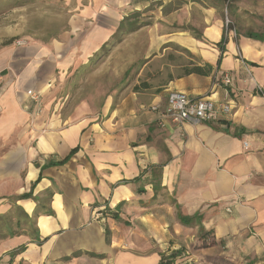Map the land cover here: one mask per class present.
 <instances>
[{
	"label": "crops",
	"instance_id": "crops-1",
	"mask_svg": "<svg viewBox=\"0 0 264 264\" xmlns=\"http://www.w3.org/2000/svg\"><path fill=\"white\" fill-rule=\"evenodd\" d=\"M65 3L49 43L0 48L1 170L20 185L0 188V264H264V39L249 36L264 34V0ZM226 5L236 35H225ZM124 22L143 24L107 55L127 63L125 77L134 67L133 82L98 107L44 97L36 114L27 91L102 58ZM192 61L212 73L184 74ZM172 91L232 109L162 125L151 107L163 111Z\"/></svg>",
	"mask_w": 264,
	"mask_h": 264
},
{
	"label": "rangeland",
	"instance_id": "rangeland-1",
	"mask_svg": "<svg viewBox=\"0 0 264 264\" xmlns=\"http://www.w3.org/2000/svg\"><path fill=\"white\" fill-rule=\"evenodd\" d=\"M65 1L67 0H0V48L9 42L16 47L36 42L49 43L52 36L66 26L70 9ZM225 8L228 12L229 7ZM224 13L226 14V9ZM140 43L143 44L144 41ZM103 63L104 68H102ZM123 64L127 63L107 54L87 63H78L71 71L64 73L61 81L60 78L57 79L54 86L44 94L39 91L42 100L44 102L45 97L46 101H56L58 110L68 109L70 102L80 105L83 100L92 107H98L100 105L98 102L105 94L123 84L128 86L133 82L137 72L132 67L131 72L125 77V73L121 72ZM5 77V71H0V82ZM13 77L14 85L18 76L13 73ZM18 89L14 87V90L18 91ZM95 100L96 104L90 103ZM7 143L6 137L0 139V188L4 192H13L14 188L20 185L13 182V177L10 178L9 175L2 173L5 168L1 170V163L7 155Z\"/></svg>",
	"mask_w": 264,
	"mask_h": 264
},
{
	"label": "built area",
	"instance_id": "built-area-1",
	"mask_svg": "<svg viewBox=\"0 0 264 264\" xmlns=\"http://www.w3.org/2000/svg\"><path fill=\"white\" fill-rule=\"evenodd\" d=\"M228 7V5H226ZM225 14V35L237 34L233 21L228 16L227 8ZM222 82L226 86L232 84V77L229 73H225L222 77ZM30 99L34 102L35 113H41L43 110L42 94L36 90H28ZM152 110L161 113V122L164 125L166 122H173L178 125L184 123H199L212 122L222 113H229L232 109L230 103H218L209 96L191 97L183 91H172L168 96V104L162 111L159 105H153Z\"/></svg>",
	"mask_w": 264,
	"mask_h": 264
},
{
	"label": "trees",
	"instance_id": "trees-1",
	"mask_svg": "<svg viewBox=\"0 0 264 264\" xmlns=\"http://www.w3.org/2000/svg\"><path fill=\"white\" fill-rule=\"evenodd\" d=\"M142 24L143 23H138V22L131 23L130 25H127L125 22L121 23L117 32L102 47L100 54H102V53H103V55L107 54L113 46H115L117 43H119L122 40V36L124 33L129 32L131 30L138 29L140 26H142ZM249 36H252V37H255L258 39H264V34H262V33L261 34L249 33ZM223 42H224V38H223ZM189 54H190V56L193 57V55H191V53H189ZM212 70H213V66L209 63H205L204 65H199L198 63L192 61L190 64H187L184 67L183 72H184V74L196 73V74H200V75H210L212 73ZM73 152H74V150H73ZM70 156L71 155H69L65 159L61 160L60 163H64L65 161H67L70 158ZM28 196H30V194L25 193V194L20 195L19 198H25ZM190 222L191 221H187V223H190ZM206 242H205L204 246H206ZM209 244H214V241L211 240L209 242ZM161 264H172V258L165 257L163 255L162 259H161Z\"/></svg>",
	"mask_w": 264,
	"mask_h": 264
}]
</instances>
